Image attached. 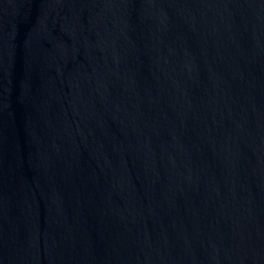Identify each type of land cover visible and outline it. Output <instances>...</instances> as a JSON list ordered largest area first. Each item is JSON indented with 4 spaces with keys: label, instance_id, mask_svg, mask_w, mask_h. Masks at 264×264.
Returning <instances> with one entry per match:
<instances>
[{
    "label": "water",
    "instance_id": "obj_1",
    "mask_svg": "<svg viewBox=\"0 0 264 264\" xmlns=\"http://www.w3.org/2000/svg\"><path fill=\"white\" fill-rule=\"evenodd\" d=\"M149 136L264 264V0H54Z\"/></svg>",
    "mask_w": 264,
    "mask_h": 264
}]
</instances>
